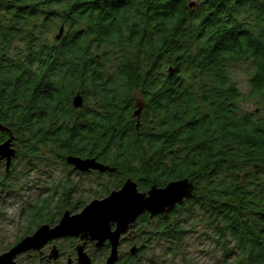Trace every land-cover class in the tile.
<instances>
[{
    "label": "trees",
    "instance_id": "16d2710c",
    "mask_svg": "<svg viewBox=\"0 0 264 264\" xmlns=\"http://www.w3.org/2000/svg\"><path fill=\"white\" fill-rule=\"evenodd\" d=\"M0 125L23 158L49 148L106 163L109 190L187 179L191 206L146 225L174 240L167 258L188 264L184 238L200 229L206 198L235 213L264 199V0H0ZM44 209L34 204L30 222ZM224 255L264 264V243Z\"/></svg>",
    "mask_w": 264,
    "mask_h": 264
},
{
    "label": "flooded vegetation",
    "instance_id": "af4514ba",
    "mask_svg": "<svg viewBox=\"0 0 264 264\" xmlns=\"http://www.w3.org/2000/svg\"><path fill=\"white\" fill-rule=\"evenodd\" d=\"M8 140H10L8 145L13 155L10 158L8 167L6 158L0 160V189L9 190L10 193L16 191L15 193L20 194L21 190L29 188V186L26 187V184L22 183L26 182L28 172L37 170L35 167L39 165L42 168L39 172L43 178L42 195L44 197L38 199L36 203L45 206L44 213L52 209L50 214H53V216L44 217V221L37 224L33 231L29 229L28 233L20 237L10 248L15 246L22 238L31 236L41 225H47L50 228L55 227L65 212L71 215L80 213L90 202L102 200L111 192L118 191L126 180L133 181L138 192L146 193L148 191H140L137 182L129 178L125 179L118 189L109 190L114 169L110 170L109 167L110 169L103 172L92 168L85 171L79 170L67 162L68 157H64L61 151L57 158H53L50 156L51 150L44 148L40 162L35 161L32 157L23 158L21 145L16 142L13 133L9 130H0V145ZM77 157L82 160L94 159L96 161L92 156ZM96 162L106 165V163L100 161ZM192 197L193 191L190 198L183 199L172 210L163 214L150 217L145 212L138 216L128 226L127 230L119 235L115 264H145L146 260L151 259L150 253L152 250L155 251L156 249L157 252H153V263L151 264H185L182 261L177 263L170 260L164 254V247L172 244L174 240L164 237L158 231L151 234L146 224L177 214L180 208L185 210L191 206ZM243 201L246 205L241 208V211L235 213L226 210L225 201L222 198L205 199L206 208L201 214L200 238L205 246L203 254L206 258L217 255L220 259L219 264H224L225 246L264 243V199L248 198L243 199ZM33 205H28L27 209L30 210ZM146 217L149 219L147 223L145 222ZM115 229V224H112L110 230L113 232ZM81 236L80 234L74 238L52 239L47 241L39 250H30L18 255L15 262L16 264H23V262H26L25 264H59L62 260H66L67 263L77 264V248H82V253L91 264H105L111 254L109 241L106 240L102 245L97 246L96 241H91L89 238L81 239ZM60 242L69 243L70 249L65 250L62 248ZM9 249H6L3 253ZM227 259L230 260L231 257L227 256Z\"/></svg>",
    "mask_w": 264,
    "mask_h": 264
},
{
    "label": "water",
    "instance_id": "95a60500",
    "mask_svg": "<svg viewBox=\"0 0 264 264\" xmlns=\"http://www.w3.org/2000/svg\"><path fill=\"white\" fill-rule=\"evenodd\" d=\"M194 6V2L189 3V7ZM61 34L62 29L59 36ZM82 101L81 96L76 95L72 100L74 108H80ZM140 110L141 107L138 106L135 116L139 117ZM0 130L5 129L0 125ZM9 142L10 140L0 145V160L6 158L7 167L13 155L9 149ZM67 162L82 171L89 168L101 172L108 170V167L97 163L94 159L82 160L68 157ZM192 191L193 186L187 179L171 181L162 188L151 187L146 193L138 192L136 184L126 180L118 191L111 192L102 200L90 202L80 213L71 215L65 212L55 227L41 225L31 236L22 238L15 246L2 253L0 264H16L15 259L18 255L30 250H39L47 241L64 237L74 238L80 234L81 239L89 238L91 241H96L97 246L108 240L111 245V254L105 264H115L119 235L124 233L138 216L146 212L150 217H154L168 212L183 199L190 198ZM112 224L116 226L113 232L110 230ZM77 252V264H91L82 253V248H77Z\"/></svg>",
    "mask_w": 264,
    "mask_h": 264
},
{
    "label": "rangeland",
    "instance_id": "374dc122",
    "mask_svg": "<svg viewBox=\"0 0 264 264\" xmlns=\"http://www.w3.org/2000/svg\"><path fill=\"white\" fill-rule=\"evenodd\" d=\"M230 75L232 79L238 85L239 90L243 94H248V76L245 72L244 66L241 63H234L230 68ZM244 108H247L249 111H253L252 104L248 102L241 105ZM41 166L35 167L37 170L33 172H28V177L26 182H22L26 187L21 190L20 194L10 193L9 190L0 189V255L6 250L9 249L20 237H22L25 232L29 229L33 231L37 224H40L41 221H44V217H48L49 213L52 212V209L49 212L44 213L40 220H35V222H30L29 210L27 206L30 204H35L38 199L43 198L42 188H43V178L39 172ZM9 189V188H8ZM200 229H197L195 233H188L187 237L184 238V244L187 248V259L189 264H219L220 259L217 255L213 257L206 258L203 254L205 246L199 236ZM62 248L69 250V243L60 242ZM153 249L155 247L152 245ZM152 252H157V249ZM227 260L225 262H228ZM179 263V260H176ZM26 262H23L25 264ZM66 260H62L59 264H66Z\"/></svg>",
    "mask_w": 264,
    "mask_h": 264
}]
</instances>
